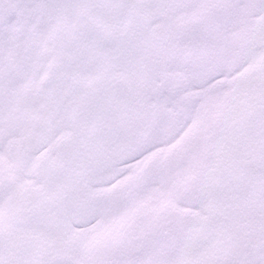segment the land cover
Listing matches in <instances>:
<instances>
[{"label": "snow or ice", "instance_id": "6c2138e0", "mask_svg": "<svg viewBox=\"0 0 264 264\" xmlns=\"http://www.w3.org/2000/svg\"><path fill=\"white\" fill-rule=\"evenodd\" d=\"M0 264H264V0H0Z\"/></svg>", "mask_w": 264, "mask_h": 264}]
</instances>
